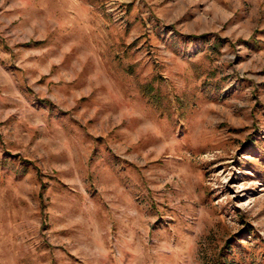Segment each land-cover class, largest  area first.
<instances>
[{
    "label": "rangeland",
    "instance_id": "rangeland-1",
    "mask_svg": "<svg viewBox=\"0 0 264 264\" xmlns=\"http://www.w3.org/2000/svg\"><path fill=\"white\" fill-rule=\"evenodd\" d=\"M0 264H264V0H0Z\"/></svg>",
    "mask_w": 264,
    "mask_h": 264
}]
</instances>
